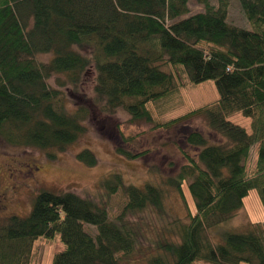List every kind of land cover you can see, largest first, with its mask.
I'll return each mask as SVG.
<instances>
[{
  "label": "trees",
  "instance_id": "obj_1",
  "mask_svg": "<svg viewBox=\"0 0 264 264\" xmlns=\"http://www.w3.org/2000/svg\"><path fill=\"white\" fill-rule=\"evenodd\" d=\"M188 1L0 0V137L8 143L63 151L86 131L90 103L152 121L148 105L182 87L212 79L218 92L152 126L183 124L182 136L197 148L196 157L183 151L177 173L142 187L125 185L118 172L104 176V192L122 188L127 197L113 217L90 196L39 191L27 215L0 220V264H31L35 241L56 233L63 248L52 264H264V221L217 228L251 189L264 207V0H238L245 27L229 23L230 0H196L204 8L194 13ZM91 72L87 105L70 106L48 82L54 77L79 93ZM235 112L250 118V130L228 118ZM196 115L222 140L189 129L185 122ZM114 149L132 159L148 151ZM76 156L97 163L89 148ZM184 185L195 211L183 201L186 215L169 218L166 196L175 191L184 199Z\"/></svg>",
  "mask_w": 264,
  "mask_h": 264
},
{
  "label": "rangeland",
  "instance_id": "obj_2",
  "mask_svg": "<svg viewBox=\"0 0 264 264\" xmlns=\"http://www.w3.org/2000/svg\"><path fill=\"white\" fill-rule=\"evenodd\" d=\"M212 2L216 3V0ZM188 5L190 13L204 8L203 4L196 0H189ZM228 21L232 25L249 26L238 0H230ZM49 57L50 54H42L39 59L46 61ZM92 76L91 72L83 77L79 93L73 92L70 86L60 88L54 77L49 78L48 82L63 90L65 101L70 106L87 105V100L92 96L90 88L93 84ZM217 97V87L212 79L189 84L161 102L150 103L148 106L152 121L144 118L134 119L121 106L113 112H106L90 103L85 120L86 131L63 151L40 149L20 143L12 144L0 137V220L12 214L27 215L35 194L43 189L58 192L70 190L81 196H90L98 202H105L109 215L115 216L125 204L127 197L122 188L112 194L104 192L101 188V179L109 173L118 172L122 175L125 185L142 187L146 180L157 183L173 176L179 171L180 166L186 163L183 151L196 157L197 148L189 146L182 136L185 131L183 124L169 129L152 126L201 107L216 100ZM228 118L250 130L251 122L248 116L235 112ZM206 123L203 115H196L187 120L185 125H188L189 129L203 132L210 142L221 141L222 137ZM116 145L132 152L143 149L148 151L144 156L132 159L116 152L114 149ZM83 148H89L94 152L97 157L95 165H87L77 158V152ZM48 151L55 155L50 156ZM182 188L185 200L175 191H170L166 196L165 205L169 218L186 215L187 210L183 201L187 202L192 212L195 211L193 199L186 185ZM257 194L256 189H251L237 214L219 224L217 228L240 231L250 222H263L264 207ZM154 220L159 221L158 218ZM89 228L95 231V227ZM211 234L214 235L213 232ZM62 245L59 233L50 239L39 237L35 241L31 264H52V256L63 248Z\"/></svg>",
  "mask_w": 264,
  "mask_h": 264
}]
</instances>
